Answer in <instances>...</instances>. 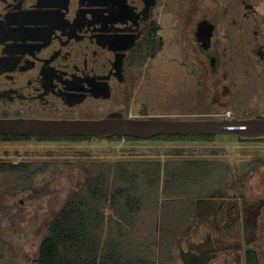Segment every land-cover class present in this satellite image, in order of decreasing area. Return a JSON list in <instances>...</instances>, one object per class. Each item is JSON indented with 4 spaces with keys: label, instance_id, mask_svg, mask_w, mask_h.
Segmentation results:
<instances>
[{
    "label": "flooded vegetation",
    "instance_id": "obj_1",
    "mask_svg": "<svg viewBox=\"0 0 264 264\" xmlns=\"http://www.w3.org/2000/svg\"><path fill=\"white\" fill-rule=\"evenodd\" d=\"M161 58L180 60V69L156 68ZM177 107L186 113H172ZM111 112L264 117V0H0V118ZM17 136L44 135L0 141ZM236 137L238 160L207 171L206 185L222 172L213 179L219 187L209 184L188 208L174 210L210 225L220 252L189 249L183 264H264V138ZM20 163L33 162L0 158V264H13L2 236L17 216L15 198L39 175L31 167L18 172Z\"/></svg>",
    "mask_w": 264,
    "mask_h": 264
},
{
    "label": "trees",
    "instance_id": "obj_2",
    "mask_svg": "<svg viewBox=\"0 0 264 264\" xmlns=\"http://www.w3.org/2000/svg\"><path fill=\"white\" fill-rule=\"evenodd\" d=\"M90 137L48 134L38 139ZM214 137L213 134H177L151 138L212 140ZM108 138L141 139L134 136ZM199 163L200 160L163 164L146 160L141 164H93V173L84 187L70 194L49 224L35 264H165L161 250L169 244L170 235L163 232L159 245L156 223L176 221L180 227L186 222L187 217L180 214L181 206L188 208L190 199L185 197L203 196L209 187L206 185L208 169L198 168ZM30 167L33 176L47 169L44 164L36 167L34 163H20L17 171L23 169L26 173ZM198 173L200 177L196 176ZM177 208L180 209L178 216L170 220L172 211Z\"/></svg>",
    "mask_w": 264,
    "mask_h": 264
},
{
    "label": "rangeland",
    "instance_id": "obj_3",
    "mask_svg": "<svg viewBox=\"0 0 264 264\" xmlns=\"http://www.w3.org/2000/svg\"><path fill=\"white\" fill-rule=\"evenodd\" d=\"M165 32L169 33L167 29ZM174 65L166 64L162 58L155 63L156 68L169 71L175 67L180 69L181 61L178 60V66ZM169 110L170 108L162 107V113ZM171 110L174 114L186 113L181 107ZM239 143L240 140L233 134H217L212 140L151 137L141 139L92 137L81 140L22 138L5 142L1 140L0 158L8 157L16 162L28 160L36 164V167L44 164L47 168L44 173L39 172L34 182L28 185L27 191L25 187L15 198L17 216L6 220L7 224L13 225L8 227L10 232L2 236L6 242L4 257L13 264H35L41 244L48 234L49 224L63 208L70 194L84 187L86 180L93 173V164L97 162L141 164L146 160H156L163 164L178 160L180 162L200 160L198 168L220 170L225 168L226 161L232 164L238 160L236 149ZM222 171L225 172V169ZM221 173L220 171L213 178H209L207 183L217 189L219 185L213 184V179H219ZM200 175L201 173H198L196 176ZM193 178L195 179L194 176ZM5 188H1L2 193H6ZM185 198L190 199V202L195 199L194 196ZM21 199L25 203H21ZM172 212L173 214L169 212L172 214L170 220L179 214ZM261 224L263 226L264 221ZM155 228L159 245L163 232L166 231L170 235L169 244L161 250V258L165 264H183L181 253L189 249L202 254L217 247L215 251L217 255V252H220L219 248L222 247L218 234L212 232L214 230L210 225L208 227L204 223L192 222L191 219H186L180 227L178 222L171 221L168 224L156 223ZM259 231L264 232V228L262 230L260 228ZM215 264H219V261L217 260Z\"/></svg>",
    "mask_w": 264,
    "mask_h": 264
},
{
    "label": "water",
    "instance_id": "obj_4",
    "mask_svg": "<svg viewBox=\"0 0 264 264\" xmlns=\"http://www.w3.org/2000/svg\"><path fill=\"white\" fill-rule=\"evenodd\" d=\"M89 17L91 13L88 12ZM90 135L94 137L157 135L234 134L245 139L264 138V117L254 118H171L147 116L130 118L111 112L100 118L38 119L0 118V135Z\"/></svg>",
    "mask_w": 264,
    "mask_h": 264
}]
</instances>
